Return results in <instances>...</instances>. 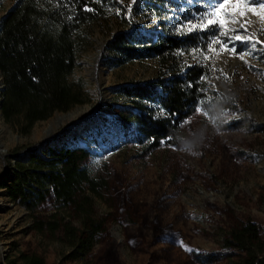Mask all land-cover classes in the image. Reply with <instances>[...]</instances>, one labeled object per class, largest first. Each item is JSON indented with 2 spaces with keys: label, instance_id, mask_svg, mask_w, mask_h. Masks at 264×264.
I'll return each instance as SVG.
<instances>
[{
  "label": "rangeland",
  "instance_id": "1",
  "mask_svg": "<svg viewBox=\"0 0 264 264\" xmlns=\"http://www.w3.org/2000/svg\"><path fill=\"white\" fill-rule=\"evenodd\" d=\"M17 1H2L0 21ZM247 19L249 31L264 42L258 17L249 13ZM109 39L95 30L69 77L82 87V105L54 113L27 134L0 113V182L33 153L47 157L50 147L83 149L89 153L84 167L102 183L98 194L86 192L101 229L90 250L79 253L62 230L33 228L35 218L47 221L53 214L61 226L80 228L82 216L73 207L48 200L29 213L0 189V264L20 252L36 254L45 264H227L219 253L230 229L245 221L264 227V53L242 60L213 45L216 52L194 57L208 68L209 95L170 143L149 151L125 140L115 126L116 113L131 106L113 90L153 79L157 66L150 60L104 66ZM244 50L237 42V53ZM2 89L0 74V94ZM185 141L196 145L193 152L182 150Z\"/></svg>",
  "mask_w": 264,
  "mask_h": 264
},
{
  "label": "trees",
  "instance_id": "2",
  "mask_svg": "<svg viewBox=\"0 0 264 264\" xmlns=\"http://www.w3.org/2000/svg\"><path fill=\"white\" fill-rule=\"evenodd\" d=\"M192 1L190 5L189 0H18L0 21L4 122L27 134L54 113L82 105V87L69 77L99 30L110 37L104 66L121 68L146 60L157 66L153 79L113 90L131 106V111H118L112 118L115 126L125 140L149 151L170 143L209 95L208 68L193 58L208 51L214 31H181L192 15L204 10L205 0ZM88 157L80 148L50 147L47 157L33 153L17 162L0 182L5 196L29 213L48 200L73 207L82 216L80 228L61 226L62 219L55 214L47 221L35 218L33 228L50 234L62 230L79 253L90 250L102 226L91 217L92 201L86 194H98L102 188L84 167ZM219 255L227 264H264V227L245 221L231 228ZM4 264L45 261L20 252Z\"/></svg>",
  "mask_w": 264,
  "mask_h": 264
},
{
  "label": "snow or ice",
  "instance_id": "3",
  "mask_svg": "<svg viewBox=\"0 0 264 264\" xmlns=\"http://www.w3.org/2000/svg\"><path fill=\"white\" fill-rule=\"evenodd\" d=\"M249 13L258 17L262 25L260 31H264V0H212L204 11L195 15V22L190 20L181 31L186 29L190 33L197 30H213L214 35L209 49L216 52L213 45H220L222 50L229 51L243 60L245 56H253L256 52L264 53V46L257 47L264 42L255 39L256 33L249 31L251 27V21L247 19ZM217 32L218 35L215 34ZM237 42L245 45L243 55L236 51ZM200 111V108L196 109V112Z\"/></svg>",
  "mask_w": 264,
  "mask_h": 264
},
{
  "label": "clouds",
  "instance_id": "4",
  "mask_svg": "<svg viewBox=\"0 0 264 264\" xmlns=\"http://www.w3.org/2000/svg\"><path fill=\"white\" fill-rule=\"evenodd\" d=\"M195 144L192 143V142H188V141H185L183 142L182 144V150H186L188 151L189 153L193 152L194 148H195Z\"/></svg>",
  "mask_w": 264,
  "mask_h": 264
},
{
  "label": "water",
  "instance_id": "5",
  "mask_svg": "<svg viewBox=\"0 0 264 264\" xmlns=\"http://www.w3.org/2000/svg\"><path fill=\"white\" fill-rule=\"evenodd\" d=\"M0 103H1V98H0ZM56 113H57V112H56ZM26 157H27V156H26ZM26 157H25V158H26Z\"/></svg>",
  "mask_w": 264,
  "mask_h": 264
},
{
  "label": "bare ground",
  "instance_id": "6",
  "mask_svg": "<svg viewBox=\"0 0 264 264\" xmlns=\"http://www.w3.org/2000/svg\"><path fill=\"white\" fill-rule=\"evenodd\" d=\"M0 205H1V203H0Z\"/></svg>",
  "mask_w": 264,
  "mask_h": 264
}]
</instances>
